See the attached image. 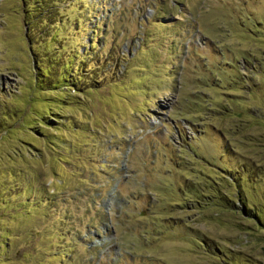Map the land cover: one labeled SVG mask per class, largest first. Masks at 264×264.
Segmentation results:
<instances>
[{
	"label": "rangeland",
	"instance_id": "374dc122",
	"mask_svg": "<svg viewBox=\"0 0 264 264\" xmlns=\"http://www.w3.org/2000/svg\"><path fill=\"white\" fill-rule=\"evenodd\" d=\"M263 245L264 0H0V264Z\"/></svg>",
	"mask_w": 264,
	"mask_h": 264
},
{
	"label": "trees",
	"instance_id": "16d2710c",
	"mask_svg": "<svg viewBox=\"0 0 264 264\" xmlns=\"http://www.w3.org/2000/svg\"><path fill=\"white\" fill-rule=\"evenodd\" d=\"M243 163H246V162H243ZM242 163V164H243ZM216 167H218V166H216ZM236 167H238V166H236ZM229 168V174L230 175H232L233 173H234V175H235V171L237 170V168ZM249 173H247L246 175H248ZM242 207H243V210H245V211H249L250 212V214L251 215H253V213L250 211V209H249V207L247 206V204H244V205H242ZM242 210V209H241ZM261 249H262V254L264 255V245L261 247Z\"/></svg>",
	"mask_w": 264,
	"mask_h": 264
}]
</instances>
